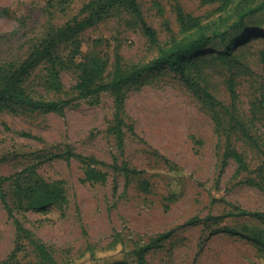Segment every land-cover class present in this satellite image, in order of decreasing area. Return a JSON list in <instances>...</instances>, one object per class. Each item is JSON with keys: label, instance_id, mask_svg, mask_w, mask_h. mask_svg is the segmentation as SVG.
Instances as JSON below:
<instances>
[{"label": "rangeland", "instance_id": "obj_1", "mask_svg": "<svg viewBox=\"0 0 264 264\" xmlns=\"http://www.w3.org/2000/svg\"><path fill=\"white\" fill-rule=\"evenodd\" d=\"M96 1L0 0V65L25 66L24 91L58 102L0 103V264H45L37 246L59 264H264V11L232 28L259 0H138L139 14L91 17ZM202 31L193 85L164 65L119 92L78 88L80 57L104 67L95 90L117 63ZM43 184L65 199L46 204Z\"/></svg>", "mask_w": 264, "mask_h": 264}, {"label": "trees", "instance_id": "obj_2", "mask_svg": "<svg viewBox=\"0 0 264 264\" xmlns=\"http://www.w3.org/2000/svg\"><path fill=\"white\" fill-rule=\"evenodd\" d=\"M92 3H94L96 6V12L93 13L91 17H93L95 14H98L99 16L102 13L107 12L108 10H111L117 6H125L136 14L140 13L138 0H97L96 2ZM263 11L264 0H259L256 5L247 6L241 12L239 20L236 22V24H234L232 28L237 29L238 27L244 26L248 19L257 16ZM91 17L89 19H91ZM89 19L79 22L76 27H84L88 25ZM146 32L153 42H158L156 34L151 28L146 27ZM51 36L52 35H50L49 37ZM211 39L213 38L208 36L205 31H202L199 36L189 41H175L170 45H160L159 53L154 59L150 60L147 63L133 66L129 70H126L122 66V64L117 63L111 82L102 81L100 84H97V88L95 90L93 89L95 85L94 82H96V77H101L100 75L104 73V67H102L93 58H88V56L85 55L84 58H79V67L82 71V77L78 88L81 89V94L94 93L108 87L114 89L116 92H119L121 88L130 80L140 77L143 74L164 65L173 67L185 78L188 83L193 85V83L195 82L193 78L187 73L188 65L195 54L201 52L207 47L208 43L212 41ZM47 42V50L56 44V40H53V38H49ZM235 43L236 41L234 40L231 41L230 45H228V43L223 44V48L225 49V52L223 53L226 54V50H229L230 47ZM79 47H81V45H79ZM47 50H43L42 52H40V54ZM25 69V66L14 67L12 63H5L0 65V103H21L36 109H51L55 107L58 102L35 99L24 91V89L20 85V79L24 74ZM89 169L90 170L87 171L89 177L93 179L97 178L98 176L95 172V169L91 165L89 166ZM1 183H3V179H0V184ZM43 188L46 191V196L44 199L46 204L50 205L65 199L61 188L54 187L50 184H43ZM252 215L261 214L255 212ZM36 250L39 256H41V260L45 262V264H59L56 260L53 259V257L43 246H37ZM93 253L94 252H92L91 255H93ZM139 259L143 261L144 258L140 256ZM84 264H86V262H84Z\"/></svg>", "mask_w": 264, "mask_h": 264}]
</instances>
